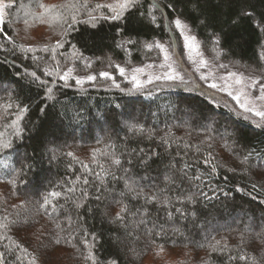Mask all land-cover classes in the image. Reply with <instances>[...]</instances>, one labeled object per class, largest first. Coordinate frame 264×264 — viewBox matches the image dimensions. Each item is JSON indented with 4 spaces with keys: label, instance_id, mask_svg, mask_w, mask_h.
I'll return each instance as SVG.
<instances>
[{
    "label": "trees",
    "instance_id": "1",
    "mask_svg": "<svg viewBox=\"0 0 264 264\" xmlns=\"http://www.w3.org/2000/svg\"><path fill=\"white\" fill-rule=\"evenodd\" d=\"M4 1L11 7H5L0 25V141L11 146H0V224L7 225L0 227V264H91L83 259L85 230L97 264L110 259L117 264H248L239 257L264 255L256 235L264 233V123L236 113L227 99L221 103L224 92L204 80H193L201 91L185 86L191 80H145L147 66L164 60L157 43L200 72L188 58L176 19L187 26L211 66L264 78V0H139L121 21L99 19L94 28L75 24L55 60L42 49L60 40L63 29L34 17L41 3L59 6L65 0ZM112 2L88 0L90 6ZM25 10L28 14H21ZM101 12L112 15L107 8L94 14ZM73 46L80 58L66 61ZM57 61L60 74L74 68L67 82L54 71ZM116 65L125 69L124 76ZM135 68H144L136 74L144 79L139 89L131 80ZM46 70L53 74L45 75ZM101 72L111 79L100 77ZM89 75L96 79L88 81ZM7 104L12 107L5 112ZM18 106L27 109L19 136L9 127ZM113 155L119 166L112 164ZM100 165L135 181L137 191L164 189L168 205L133 199L125 179L105 176ZM97 187L104 189L100 200L93 198ZM84 189L90 193L87 200ZM51 191L62 195L44 210L42 198ZM125 204V219L116 221ZM142 215L147 223L136 225ZM216 241L220 244L213 251L209 245Z\"/></svg>",
    "mask_w": 264,
    "mask_h": 264
},
{
    "label": "snow or ice",
    "instance_id": "2",
    "mask_svg": "<svg viewBox=\"0 0 264 264\" xmlns=\"http://www.w3.org/2000/svg\"><path fill=\"white\" fill-rule=\"evenodd\" d=\"M139 3V0H113L112 3H106V4H96V5H92L90 6L88 3V0H65V3H63L62 5L59 6H47L44 5L43 3H41L39 5V7L42 9L41 13L39 16H35L34 19L38 20L42 23H47L49 27H60L61 29H63L62 33L60 34L61 38L60 40H58L54 45L45 47L44 49H42V51H46V52H51V59L55 60L56 56H57V50L62 48L65 42V37L68 35V33L70 31H75L76 29L73 27L75 24L78 23H86L89 24L91 27H96V24L98 22L99 19H107L110 21H121L124 17V14L126 11H128L129 9H132L134 7L137 6V4ZM158 5L156 3H153V5L151 6V8H156ZM5 7H11V4H7V5H0V25L4 24V8ZM107 8L109 12L112 13L111 16H107L104 15L102 12L100 14V16L95 15L94 13L100 11L101 9ZM81 14H83L84 16H87V19H81ZM247 15H251V13H245ZM45 17H47V20H45ZM155 18L153 17V20ZM175 26L177 29H181V34L184 35L185 38V47L186 49H188L189 52V59L192 60V53H196L197 55H199L201 58L198 62V67L197 70H199L200 68H206L209 67V61L203 59V54L199 52V45L198 43L195 41L194 37H189L188 35H186L183 31V29H185L187 26L184 25L182 23V21L180 19H176L174 21ZM119 33V30H118ZM4 39H8L7 36L4 37ZM131 40L128 41H118L117 42V47H123L124 43H131ZM215 44L219 43V38L217 37L214 40ZM147 47L151 48L153 47V45H147ZM155 47L159 48L160 51L162 53H164V63H162L160 65L161 68L165 69L163 75H157L155 77H152L151 75L149 76V79L147 80V83H152L153 79L155 80H160V79H164L167 81H179L181 83H187L186 80H184L182 73V69L180 68L179 64H177L172 56L168 53V50L166 48L163 47V45L160 44H156ZM28 51H31V49H28ZM219 56V52H217V57ZM79 59V52L78 49L75 48V46H73V52L71 54V56L69 57H65V60H70V59ZM86 59V58H85ZM193 63H196V61H192ZM91 65L88 64L86 65V67H90ZM120 75L124 76L125 75V69L120 67L119 65H116ZM147 67H152L151 65H148ZM220 67H226L225 65H220ZM57 74H58V79L59 80H63L65 82H67V80L69 78L72 77V73L74 71L73 67H68L66 71H64L62 74L61 73V68L59 65V61H57V67L54 70ZM144 72V68H135L132 70V75H131V80L134 82L133 87L135 89H139L141 87H143V84L141 83V81L137 78V73L142 74ZM45 75H52L53 73L50 71H45L44 73ZM29 75H31L33 77L34 80H39V77L36 76L35 72L29 73ZM100 77L102 78H108L111 79V76L108 72H101ZM209 75H211V73H209ZM234 78L233 83L235 85H239L241 86L239 88V90L233 94V92L231 91L233 84L232 83H226L224 86V89L222 90H227L228 95L232 96V98L234 100L237 101V104L239 105L240 108H242L245 112H251L253 115L264 118V110H259L256 106H255V101H264V84H260L258 78H254V77H244L241 74H237V73H228V79ZM96 79L95 76L89 75L87 77L88 81H94ZM201 79H208L207 76L202 75ZM221 79H225L224 77H221ZM246 80H249L250 83H245ZM41 83L43 84H47V81H41ZM76 83L77 84H82L83 80L77 78L76 79ZM257 85H259V91H260V95L256 96V97H251L250 93H246L245 92V88H255ZM115 87H120L119 84H115ZM209 87L211 88H217L218 85L215 83H212L209 85ZM47 98L48 99H52V89L51 88H47ZM243 98V103H241V99ZM252 103V107H249V103ZM5 109V112H7V110L9 108L12 107L11 104H7L5 106H3ZM26 108H21L18 106V111L16 113V119L13 120L11 122V124L9 125V127H12L15 129V134L16 135H20L23 132V129H21L19 127V121L23 119V114L26 112ZM43 111V109H42ZM257 127H260V125H257ZM142 131V129H141ZM0 146L4 147V148H8L11 146V142H3L0 141ZM105 156H107V153H103ZM69 155H71V153H69ZM96 152H93L92 155V160L94 163H96ZM251 155V153L249 154ZM245 160L248 159V157L244 158ZM112 160V164L115 166H119L121 161L118 157H115L114 155L111 157ZM85 169L88 168V165L84 164L82 165ZM101 170L104 172L105 176H112V178L114 180H118V179H125V188L127 189L128 192H135V196H133V199L139 198V197H143V199L145 200V203H159L162 204L163 206H167L169 203V197L167 196V194H165V190L164 189H156L153 190L150 194L146 193L143 187H140L139 190L137 191V186H136V182L135 181H130L129 178L127 177H118L115 173L113 172H109L104 170L103 165H100ZM213 172H215V167H213ZM125 172H127V169H124ZM96 178L100 181V184L103 185L104 183V178L103 176H101L100 173H96ZM79 179V178H78ZM196 179H199V177H196ZM83 183L85 185H87L89 183V181L87 179L83 180ZM255 187V186H254ZM68 191L70 192H74L75 189H69ZM104 191V189L102 187H97L96 192L97 194L93 197L96 200H100L102 198V192ZM161 194L163 195V199H161ZM62 195L61 192L59 191H51L46 193L43 198H42V203L40 204V207L44 210H47V206L50 205L52 203V200L56 199L57 197H60ZM121 195H124V193H121ZM90 197V193L87 189H84L82 192V199L83 200H87ZM179 199V198H178ZM190 199V197H189ZM181 203H183V200H180ZM23 206V205H22ZM82 206V203H77L76 207L79 208ZM128 212V206L122 205L119 212L116 213L115 216V220L116 221H123L125 219L124 214ZM176 212L178 213H182V210L180 208L176 209ZM50 215V214H49ZM133 215L135 216L136 214L133 213ZM169 217H171V213L168 214ZM5 220H7V217L4 218ZM134 223L136 225H143L146 224L147 221L144 219L143 215L140 216V218L136 221H134ZM0 227H7L6 224H0ZM57 228H60V224H56ZM125 227H127V225H125ZM61 231H64V229H61ZM72 231H76V229L74 228ZM72 233L69 232V236H71ZM90 235V233H88L86 230L84 231V235L83 237H81V243L84 244L85 249H87V253L85 255H83V259L86 261H91V264H97V256L94 254L93 252V248H94V243L89 242L86 238L87 236ZM93 241L96 240V236L94 233L91 234ZM257 237L261 240L262 243H264V233H257L256 234ZM59 242V241H57ZM68 243H71V240L69 239L67 241ZM220 244V241H216L215 244L209 245L213 251L217 250V245ZM226 247V245H225ZM222 250V249H221ZM229 259H232V257H229ZM240 260H246L248 262V264H264V255H262L260 258H256L253 256H244L241 255L239 257ZM32 264H35V260L32 261ZM106 264H117V261L115 260H108L106 262Z\"/></svg>",
    "mask_w": 264,
    "mask_h": 264
},
{
    "label": "rangeland",
    "instance_id": "3",
    "mask_svg": "<svg viewBox=\"0 0 264 264\" xmlns=\"http://www.w3.org/2000/svg\"><path fill=\"white\" fill-rule=\"evenodd\" d=\"M35 1L36 0H31V3H35ZM53 3H54V0H53ZM0 5H6V2L4 1V0H0ZM21 14H23V15H26V14H28L27 12H26V10L25 11H23ZM5 19H6V14H5V8H4V21H5ZM40 31H42V30H40ZM182 31V30H181ZM183 31H184V33L186 34V35H188L189 37H194V36H192L189 32H188V29L187 28H185V29H183ZM183 38H184V35H183ZM195 38V37H194ZM195 41L198 43V41L195 39ZM184 43H185V38H184ZM199 45V44H198ZM185 50H186V52H187V54H188V56H189V52H188V49H186V47H185ZM199 52L200 53H202L201 52V50H200V46H199ZM170 55H171V52L169 53ZM172 56V58H173V60L177 63V64H179V66H180V68L182 69V75H183V77H184V79L185 80H191V83L190 84H187V85H185L186 87H189L190 89H196L197 91L198 90H200L201 89V87L200 86H197L195 83H194V79L196 80V81H202V80H204L205 82H207L209 85L210 84H212V83H215V84H217L218 85V87L216 88V89H219V90H221V91H223L224 92V96L226 95V98L225 97H223L222 95V98H223V100H219L221 103H224L225 102V99H227L228 100V103L226 102L225 104H229L228 106L232 109V110H234L236 113H240V114H242V115H246V116H249L248 118L249 119H247V120H252L253 121V119H255L254 121H259V122H261V123H264V118H261V117H258V116H255V115H253L251 112H245L242 108H240L239 107V105L237 104V101L236 100H234L233 98H232V96H230V95H228V92H227V90H222V89H224V86H225V84L226 83H232L233 84V86H232V89H231V91L233 92V94H235L238 90H239V88L241 87V86H239V85H235L234 83H233V80H234V78H231V79H228V72H221V71H219L217 68H214L213 66H211L210 65V63H209V67H206V68H201V69H199L200 70V72H198V73H196L194 70H192L193 68L190 66V64H188V63H186V61L185 62H182V59L180 58V60H177V57H175V56H173V54L171 55ZM189 58V57H188ZM200 56L199 55H197L196 53H192V59L194 60V61H196V63H198L199 62V60H200ZM203 59H205L204 57H203ZM190 60V59H189ZM206 60V59H205ZM191 61V60H190ZM180 62V63H179ZM162 63H164V60H163V62H161V64ZM182 63V64H181ZM195 63V64H196ZM161 64H159V65H157V67H154V68H149V70H147L146 72H148V75H147V77H145V80L146 79H148V77L151 75L152 77H155V76H157V75H163V73H164V71H165V69H163V68H161L160 67V65ZM209 73H211V75H209ZM202 75H204V76H207L208 77V79H201V76ZM221 77H224L225 79H221ZM245 77V76H244ZM139 78L141 79V81H143L144 79L142 78V76L140 75L139 76ZM245 83L247 84V83H250V81L249 80H246L245 81ZM259 83L260 84H264V78H262V79H259ZM214 90V92H212L213 94H217V90ZM245 90V92L246 93H250L251 94V97H256V96H259L260 95V91H259V85H257L255 88H252V89H249V88H245L244 89ZM201 91V90H200ZM213 94H212V96H213ZM211 96V97H212ZM213 98H214V96H213ZM244 101H243V98L241 99V103H243ZM253 105H252V103L250 102L249 103V107H252ZM255 106L259 109V110H264V101H255ZM246 116H245V118H246Z\"/></svg>",
    "mask_w": 264,
    "mask_h": 264
}]
</instances>
